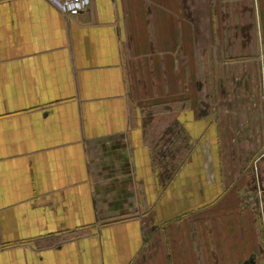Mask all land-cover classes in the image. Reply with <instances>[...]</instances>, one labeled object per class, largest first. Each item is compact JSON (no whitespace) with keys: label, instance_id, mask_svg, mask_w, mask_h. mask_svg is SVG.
<instances>
[{"label":"crops","instance_id":"crops-1","mask_svg":"<svg viewBox=\"0 0 264 264\" xmlns=\"http://www.w3.org/2000/svg\"><path fill=\"white\" fill-rule=\"evenodd\" d=\"M0 264H264V0H0Z\"/></svg>","mask_w":264,"mask_h":264},{"label":"built area","instance_id":"built-area-1","mask_svg":"<svg viewBox=\"0 0 264 264\" xmlns=\"http://www.w3.org/2000/svg\"><path fill=\"white\" fill-rule=\"evenodd\" d=\"M64 14H76L85 8L90 0H51Z\"/></svg>","mask_w":264,"mask_h":264}]
</instances>
